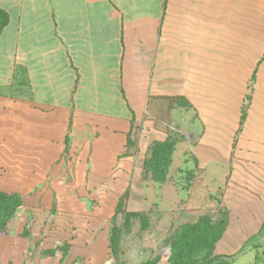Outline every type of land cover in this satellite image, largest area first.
<instances>
[{
  "label": "crops",
  "instance_id": "0c3cea01",
  "mask_svg": "<svg viewBox=\"0 0 264 264\" xmlns=\"http://www.w3.org/2000/svg\"><path fill=\"white\" fill-rule=\"evenodd\" d=\"M0 8L8 14L0 190L21 195L22 209L54 204L63 233L60 217L94 182L101 212H114L125 189L141 211L147 186H159L141 177L147 147L174 129L181 139L163 184L196 162L228 209L214 253L264 264V0H0ZM129 134L135 151L123 155ZM78 230L68 255L105 262L109 239Z\"/></svg>",
  "mask_w": 264,
  "mask_h": 264
},
{
  "label": "rangeland",
  "instance_id": "374dc122",
  "mask_svg": "<svg viewBox=\"0 0 264 264\" xmlns=\"http://www.w3.org/2000/svg\"><path fill=\"white\" fill-rule=\"evenodd\" d=\"M178 160L176 162L180 163ZM202 171L201 168L188 190L174 184L176 174L172 181L158 187L147 184L146 206L141 210L145 214L144 219H141L144 217L141 215V218L126 221L120 212L112 217L115 207L114 212H101L107 210V205H103L102 198L98 196L102 186L95 182L89 186L88 198H79L81 204L71 207L73 213L66 211L65 218L60 217L64 224L68 222L64 233L58 228L60 220L53 211L54 204L49 209L41 207L39 203L35 204L38 206L35 208H20L7 231L0 234V264H44L47 261L50 264H89L68 255L72 244L65 255L59 248L64 241L72 242L78 235V229L88 232L96 240L110 239L115 229L117 241L113 246L114 251H106L107 257L102 264H140L147 260L166 264L171 230L182 222L195 221L204 211L216 212L218 196L212 200L208 195L215 191V185H219V182L209 183V187L204 182ZM112 199L117 201V197ZM127 199L124 209L133 211ZM50 249L54 253L44 252Z\"/></svg>",
  "mask_w": 264,
  "mask_h": 264
},
{
  "label": "trees",
  "instance_id": "16d2710c",
  "mask_svg": "<svg viewBox=\"0 0 264 264\" xmlns=\"http://www.w3.org/2000/svg\"><path fill=\"white\" fill-rule=\"evenodd\" d=\"M8 23L7 12L0 8V33ZM254 79V74L250 79L249 93L246 97V102L242 106V115L240 123L243 121L246 109L250 101L251 83ZM170 99V98H169ZM178 104L190 106L185 101H180ZM181 139V135L174 129L167 131V136L163 141H153L147 147L142 169V180L152 181L155 184L161 185L168 179V172L172 161V154L176 148V144ZM134 140L131 134L128 135L126 150L123 155L134 153ZM200 168L196 162L192 169L179 168L176 171L177 178L173 179L176 186L183 190H188L191 181L197 177ZM179 179V181H178ZM193 182V181H192ZM221 190H218L214 195L209 194L208 197L212 200L218 196L216 201V212L204 211L195 221L182 222L171 230L169 234V254L166 264H230L232 255L215 254L214 249L216 243L222 237L228 224V209L221 200ZM128 198V189L117 198L115 212H120L124 216V220L131 218H145L142 211H127L125 210V201ZM23 205V198L16 192H6L0 190V234L7 231L10 223L14 220ZM127 211V212H126ZM144 222V221H143ZM114 226L112 227V229ZM115 229L109 237V249L113 252V246L116 244L117 236ZM59 245V244H58ZM69 243L64 241L60 243L59 248L65 255L69 249ZM45 253H54L53 249L45 250ZM140 264H157L156 261L147 260Z\"/></svg>",
  "mask_w": 264,
  "mask_h": 264
}]
</instances>
